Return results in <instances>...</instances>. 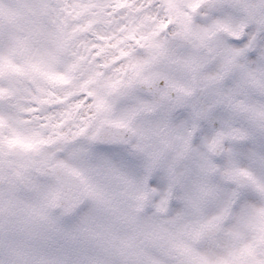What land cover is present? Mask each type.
Wrapping results in <instances>:
<instances>
[{"label":"clouds","instance_id":"9594fccd","mask_svg":"<svg viewBox=\"0 0 264 264\" xmlns=\"http://www.w3.org/2000/svg\"><path fill=\"white\" fill-rule=\"evenodd\" d=\"M0 264H264V0H0Z\"/></svg>","mask_w":264,"mask_h":264}]
</instances>
